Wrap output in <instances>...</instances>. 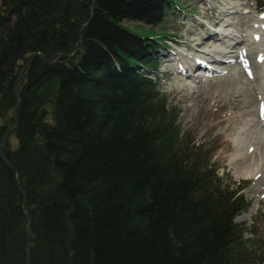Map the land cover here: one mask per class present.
<instances>
[{"label": "trees", "instance_id": "obj_1", "mask_svg": "<svg viewBox=\"0 0 264 264\" xmlns=\"http://www.w3.org/2000/svg\"><path fill=\"white\" fill-rule=\"evenodd\" d=\"M172 0H0V138L23 191L29 264H264L246 182L218 175L213 151L182 130L161 89ZM264 10V1H257ZM124 23H140L135 34ZM150 29V30H149ZM57 79L42 105L36 91ZM9 137L13 143H10ZM22 194L0 160V264H25Z\"/></svg>", "mask_w": 264, "mask_h": 264}, {"label": "rangeland", "instance_id": "obj_2", "mask_svg": "<svg viewBox=\"0 0 264 264\" xmlns=\"http://www.w3.org/2000/svg\"><path fill=\"white\" fill-rule=\"evenodd\" d=\"M257 1L262 0H172L179 10L168 5L163 20L151 31L171 39L163 40L168 50L159 56L163 74L160 82L168 100L180 110V128L191 135L194 143L213 151L218 175L226 173L235 182L247 183L243 195L250 207L235 222L249 226L251 219L260 214L256 221L264 238V127L256 123L257 118H264L259 114V105L264 103L261 60L253 57L245 65L237 59L230 64L236 69L232 73L218 71L217 64L207 57L222 58L228 39L235 35L243 37L233 51L254 47L249 41L251 31L261 23L264 26V10L259 13ZM124 26L135 34L152 33L140 23ZM261 47L264 52V45ZM189 65H193L190 70L181 71ZM246 140L252 144V152ZM9 141L13 143L11 137ZM259 158L262 161L258 169ZM248 168L254 176L245 178L242 174Z\"/></svg>", "mask_w": 264, "mask_h": 264}, {"label": "water", "instance_id": "obj_3", "mask_svg": "<svg viewBox=\"0 0 264 264\" xmlns=\"http://www.w3.org/2000/svg\"><path fill=\"white\" fill-rule=\"evenodd\" d=\"M91 17V12L90 15L88 17V20L86 21L85 24L81 25L79 27L76 39H75V45L73 46L72 49L68 50L67 52L64 53H59L56 55H53L50 58H45L42 55L38 54V53H31L26 60L24 61V63L22 64L19 73L16 77V79L13 82L12 85V94L16 100L15 106L13 108L12 111V122L11 124H9L6 129L4 130L3 134L1 135L0 138V160L2 162L3 165H5L8 169H10L12 176H13V180L14 183L16 185V187L18 188V190L21 192L22 194V210L25 214V219L22 223V230L25 234V238H26V242H25V250H26V254H25V258H24V262L25 264H29L28 259H29V243H30V234L27 231L26 228V224L28 222V214L27 211L25 209L24 206V201H25V197L23 194V191L21 190V188L19 187V185L16 183L15 181V170L14 168L7 162L6 158H5V154H4V146L6 143V140L11 132V130L14 128V126L16 125V121H17V111L20 105V99L17 95V87L20 83V81L22 80V77L24 75V73L27 71V69L29 68L30 64L32 63V61L34 59H38L41 62L45 63V64H55L58 62V59L63 58V57H70L77 49L79 46V39L81 37V32L82 29L85 27V25L89 22V19ZM59 83L57 79H52L48 82H46L44 85H42L35 93V96L37 98V100L42 104L45 105L47 104L48 100L56 93L57 89H58Z\"/></svg>", "mask_w": 264, "mask_h": 264}, {"label": "bare ground", "instance_id": "obj_4", "mask_svg": "<svg viewBox=\"0 0 264 264\" xmlns=\"http://www.w3.org/2000/svg\"><path fill=\"white\" fill-rule=\"evenodd\" d=\"M256 31L258 32V34L254 35L253 32ZM217 32V31H215ZM214 32V33H215ZM215 37L218 38V41H221L222 39L220 38V36L215 33ZM253 35V36H252ZM252 37H250L251 39L249 40L250 43H252L254 45L253 48L250 49H246L244 51L241 52H236L233 51L234 46L237 44L238 40L241 39L243 36H232L229 40V42L227 41L226 46H225V50L224 52H226V54H224L223 56H221L222 58H218L217 56H211L208 55L207 57L213 61L214 63L217 64V66H215V68L218 71H228V72H232L234 73L236 71L235 67H232L230 64H232L233 62H235L237 59H239L242 63H244L245 65H249L250 60L255 57L257 60H261V65H262V73L264 76V52H263V48L261 47V45H264V26L263 23H261L260 25H258V27H254L253 30L251 31V35ZM258 40V41H257ZM261 40V41H260ZM258 42H260L258 44ZM256 43V44H255ZM256 51V52H255ZM233 52V53H232ZM232 53V54H231ZM207 58V59H208ZM212 62V63H213ZM194 65H196L195 63H193ZM199 65V64H198ZM189 67V68H188ZM193 67V65H189L186 66L185 68L183 67V69H181L182 72L186 73L185 71L190 70ZM185 69V70H184ZM180 71V72H181ZM200 73L196 74V76H199ZM262 106H264V103H260L259 105V114L262 115V117H264V113H262ZM258 115V114H257ZM258 119V120H257ZM256 123L258 125H262V127H264V118H257ZM255 127V126H254ZM250 129V128H249ZM252 129V128H251ZM253 130V129H252ZM252 136V135H251ZM249 140V139H248ZM241 141V140H240ZM246 146L247 149H249L251 152L253 151V146L252 144H249V142L246 140ZM254 145V144H253ZM257 145V144H256ZM258 150V149H257ZM259 151V150H258ZM240 156V155H239ZM260 156V155H259ZM246 158V156H245ZM254 158L256 159V157L254 156ZM259 161L257 162V168L259 169L261 167V159H258ZM240 175V174H239ZM243 177L245 178H249L254 176V172L252 170H250L249 168L246 169V171L242 174ZM249 212V211H248Z\"/></svg>", "mask_w": 264, "mask_h": 264}, {"label": "snow or ice", "instance_id": "obj_5", "mask_svg": "<svg viewBox=\"0 0 264 264\" xmlns=\"http://www.w3.org/2000/svg\"><path fill=\"white\" fill-rule=\"evenodd\" d=\"M262 113H264V106H262Z\"/></svg>", "mask_w": 264, "mask_h": 264}]
</instances>
